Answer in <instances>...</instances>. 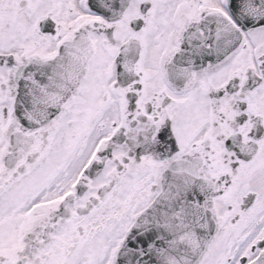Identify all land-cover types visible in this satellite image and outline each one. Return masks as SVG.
Here are the masks:
<instances>
[{
    "label": "snow or ice",
    "instance_id": "obj_1",
    "mask_svg": "<svg viewBox=\"0 0 264 264\" xmlns=\"http://www.w3.org/2000/svg\"><path fill=\"white\" fill-rule=\"evenodd\" d=\"M0 264H264V0H0Z\"/></svg>",
    "mask_w": 264,
    "mask_h": 264
}]
</instances>
